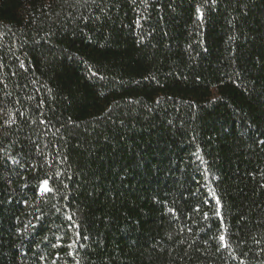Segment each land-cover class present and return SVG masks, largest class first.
Returning <instances> with one entry per match:
<instances>
[{"label":"trees","instance_id":"16d2710c","mask_svg":"<svg viewBox=\"0 0 264 264\" xmlns=\"http://www.w3.org/2000/svg\"><path fill=\"white\" fill-rule=\"evenodd\" d=\"M0 264H264V0H0Z\"/></svg>","mask_w":264,"mask_h":264},{"label":"snow or ice","instance_id":"6c2138e0","mask_svg":"<svg viewBox=\"0 0 264 264\" xmlns=\"http://www.w3.org/2000/svg\"><path fill=\"white\" fill-rule=\"evenodd\" d=\"M21 66H23V65H21ZM46 184H47V181H45V185H46ZM220 239H221V240H223V239H224V237H221Z\"/></svg>","mask_w":264,"mask_h":264},{"label":"rangeland","instance_id":"374dc122","mask_svg":"<svg viewBox=\"0 0 264 264\" xmlns=\"http://www.w3.org/2000/svg\"><path fill=\"white\" fill-rule=\"evenodd\" d=\"M42 190H45V187L44 186L42 187Z\"/></svg>","mask_w":264,"mask_h":264}]
</instances>
